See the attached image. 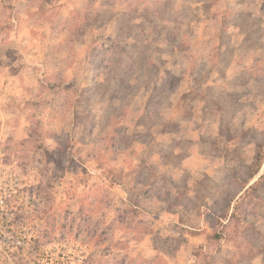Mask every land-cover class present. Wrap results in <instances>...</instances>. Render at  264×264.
Listing matches in <instances>:
<instances>
[{
  "label": "rangeland",
  "instance_id": "374dc122",
  "mask_svg": "<svg viewBox=\"0 0 264 264\" xmlns=\"http://www.w3.org/2000/svg\"><path fill=\"white\" fill-rule=\"evenodd\" d=\"M260 147L264 0H0V264H264Z\"/></svg>",
  "mask_w": 264,
  "mask_h": 264
},
{
  "label": "trees",
  "instance_id": "16d2710c",
  "mask_svg": "<svg viewBox=\"0 0 264 264\" xmlns=\"http://www.w3.org/2000/svg\"><path fill=\"white\" fill-rule=\"evenodd\" d=\"M259 152L257 153L255 159H254V163H253V167H254V171H253V174H252V177L254 178L256 175L259 174L262 166H263V162H264V148L263 147H260ZM263 176H261L259 178V180L257 182H255L254 185L250 186L244 193V195H242L240 197V199L238 200L236 206L234 207V210L232 211V214L230 216V220H238L240 218V212L242 211L241 210V207L244 203V200L246 199V196L247 194L249 193L250 190L256 188V186L260 183V180H262ZM226 213L228 212V210L226 209L225 210ZM225 215V214H224Z\"/></svg>",
  "mask_w": 264,
  "mask_h": 264
}]
</instances>
